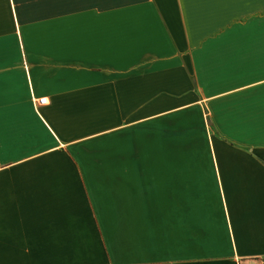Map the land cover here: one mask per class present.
Returning <instances> with one entry per match:
<instances>
[{"label":"crops","instance_id":"obj_1","mask_svg":"<svg viewBox=\"0 0 264 264\" xmlns=\"http://www.w3.org/2000/svg\"><path fill=\"white\" fill-rule=\"evenodd\" d=\"M264 260V0H0V264Z\"/></svg>","mask_w":264,"mask_h":264},{"label":"built area","instance_id":"obj_2","mask_svg":"<svg viewBox=\"0 0 264 264\" xmlns=\"http://www.w3.org/2000/svg\"><path fill=\"white\" fill-rule=\"evenodd\" d=\"M254 264H264V260H257L254 262Z\"/></svg>","mask_w":264,"mask_h":264}]
</instances>
